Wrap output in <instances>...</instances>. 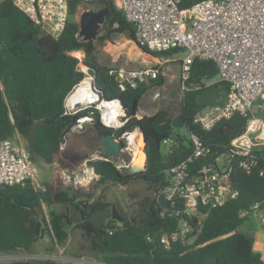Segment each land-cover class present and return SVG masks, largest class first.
<instances>
[{
  "label": "trees",
  "instance_id": "16d2710c",
  "mask_svg": "<svg viewBox=\"0 0 264 264\" xmlns=\"http://www.w3.org/2000/svg\"><path fill=\"white\" fill-rule=\"evenodd\" d=\"M199 0H187L181 4L185 8ZM107 6L109 13L100 27V40H110L112 34L124 35L136 42L135 26L127 20L123 12L111 0H69V17L60 35L56 38L42 31L11 0H0V141L19 135L33 162L42 160L46 164L57 162L65 165L62 145L65 136L83 117H90L95 132L88 139L100 144V137L111 129L99 121V111L93 105L74 112H66L64 101L73 87L86 77L77 70L79 58L73 51H82V64L94 76V86L102 100L119 99L128 118L118 135L132 131L135 127L145 132L150 128L170 137L173 145L166 153L157 148L154 139L145 133V169L128 173L117 169L109 160L93 159L87 162L94 168L99 184H128L139 179L153 189L155 196L139 202L137 217L127 216L119 211L124 221L108 220L103 225L105 233H98L88 221L89 214L111 204L102 196L86 194L85 199L77 191L60 182L43 184V189H35L30 183L25 185L0 186V254L18 251L32 252L36 247V224L42 215V206L49 208L52 236L48 227H40L49 237L63 244L69 228L80 229L89 238V249L95 256L109 264H264L261 254L253 249V236L237 231L248 216L264 208V145L253 148L255 165L250 169L238 168V159L230 153V142L242 133L246 116L235 111L229 117L218 119L211 128L205 129L197 115L206 106L200 95L210 87L229 90V84L218 80V69L212 60L196 59L191 65L189 77L180 84L182 95L180 109L176 115L160 110L151 117H132L131 105L137 103L147 89L162 85L161 74L155 79H147L136 88L121 91L107 66L98 62L94 41H82L78 36L79 23L76 19L80 7ZM144 53L152 56H171L178 49L169 51H149L139 46ZM85 73V75H84ZM94 104V103H93ZM184 127L188 134L194 133L204 145L210 147L206 158L195 160L191 168L202 164L216 163L217 159L230 161L231 187L237 191L222 206L206 210L199 207L194 214L183 211L181 203L164 208L156 201V194L165 186V170L185 160L192 152L189 138L180 136L177 130ZM79 136L80 134H75ZM54 204L65 205L66 212L50 209ZM258 204L256 209H251ZM78 214L73 217L70 206ZM179 210L178 215L175 211ZM248 211L249 213H245ZM161 212L164 214L161 216ZM41 222V223H42ZM179 223H186L188 231L184 237L178 236L168 245L160 241L163 233L171 234ZM42 235V234H41ZM52 250V248L48 249ZM0 264H61L53 260H15Z\"/></svg>",
  "mask_w": 264,
  "mask_h": 264
},
{
  "label": "built area",
  "instance_id": "2783aa9c",
  "mask_svg": "<svg viewBox=\"0 0 264 264\" xmlns=\"http://www.w3.org/2000/svg\"><path fill=\"white\" fill-rule=\"evenodd\" d=\"M111 1L123 12L126 19L134 24L136 36L134 43L138 48L143 46L149 51L160 52L178 49L183 53L180 58L155 57L145 53L151 55L154 65L110 70L109 73L113 75L117 87L121 91L136 88L147 79L157 78L162 74L163 67L174 61L177 62L179 79L183 83L189 77L191 65L196 59L212 60L218 69V80L228 83L229 90L225 106L212 109L213 113L204 126L210 127L216 120L229 117L235 111L245 115L244 129L231 140L230 153L238 159V168L247 170L254 166L256 162L252 150L256 146L264 145V119L255 115L253 111L254 102L264 95V0H199L185 8H181V4L187 0ZM11 2L42 31L54 38L63 31L69 17V0H11ZM104 101L116 102L121 110V113L115 116L100 103L96 106L100 123L115 132L119 139H124L125 142L120 149V152H123L124 148L130 146L127 140L130 132L125 131L118 135V130L124 126L128 118L119 99ZM202 120L199 113L196 121ZM90 121V117L79 119L77 128L82 123ZM189 139L192 143L191 154L164 171L167 185L156 194V201L160 203L159 196L162 194L167 203L166 208L181 203L183 211L194 214L199 207L208 211L222 206L228 199L235 198L237 191L230 184L233 169L230 161L217 159L216 163L190 167L195 160L206 158L210 153V147L204 145L194 133L189 134ZM161 142L168 144L171 138L167 137ZM98 158L109 160L107 157ZM115 166L120 169L121 165ZM261 174L264 175V168ZM39 182L35 163L19 135L1 140L0 186H23L30 183L35 189H43ZM257 207L258 204H255L251 209ZM178 213L179 210L175 211V215ZM160 214L162 216L164 213ZM45 223L50 234L54 236L48 217ZM187 231V224L179 223L171 234H161L160 241L168 245L178 236L183 238ZM54 243L56 252L18 251L0 254V261L20 256L21 260H53L61 264H109L83 254L67 256L55 238Z\"/></svg>",
  "mask_w": 264,
  "mask_h": 264
},
{
  "label": "rangeland",
  "instance_id": "374dc122",
  "mask_svg": "<svg viewBox=\"0 0 264 264\" xmlns=\"http://www.w3.org/2000/svg\"><path fill=\"white\" fill-rule=\"evenodd\" d=\"M88 8L95 9L96 7L87 6V9ZM85 9V7H83V9H78L77 15L75 16L76 19H78L79 14ZM102 34L103 31L99 30L97 39L96 41H94L98 50L97 59L99 63L107 66L115 65L116 67H119L118 69H133L146 65H154V60L151 55L142 52L140 48L136 46L134 41L128 39L124 35L114 33L111 35L110 40L98 39V37ZM71 54L80 59L78 64L81 66V69L83 52L73 51ZM182 56L183 53L179 50L174 55H171V58H180ZM176 64L177 62L175 61L167 63L163 67V72L161 74L164 78L163 84H156L150 87L146 90L142 98H140V102L138 101L137 103L136 118H138V116L139 118H141L142 116L151 117L160 110H165L170 115H176L179 112L183 88L180 84L179 72ZM86 73H88L89 75L86 74L84 80H90L91 74L89 73V71H87ZM209 85L210 83H206L207 89L200 95L201 102L206 105L204 108L205 110L201 113V116L203 117L201 123L203 125L207 124L210 113H213L210 112L211 109H214L215 107L222 108L227 102L228 92L226 90H220V87H210ZM97 104L98 103L92 102L87 104L86 107L93 105L96 108ZM142 108L144 109L142 110ZM75 110L67 111L74 112ZM258 116H262V114L260 113L258 114ZM134 130H137L139 132L138 127H135ZM77 133L80 135H75ZM177 133L180 136L189 138V134L184 127L179 128L177 130ZM139 134H141V132ZM94 135L95 132L90 122L82 123L79 128H77L76 125L69 131V133H67V135L65 136V142L61 147L62 157L65 159V165L63 167H61L57 162L46 164L42 160L36 159L34 163L37 170V177L40 181L39 183L43 186V184L60 182L62 185L71 187L75 191H77L78 196L82 200L85 199L86 194L89 193H93V196H102L103 201L114 205L118 211L123 212L127 216L137 217L139 211V202L145 198L152 199L155 196V192L153 191V189L149 188L145 182L136 179L130 181L125 185L111 183L99 184L97 182L98 177L93 174L88 178L87 182L81 183L77 181L79 180V178L76 177L75 181H70L69 176L64 174V171L66 169L76 171L83 164H88L86 160L100 159L98 157L104 156V148L100 144H94L88 140H92ZM21 141L24 143L22 139ZM144 145L145 142L142 139V146L141 148H139V152L140 154H142L143 152V162L145 161L146 154ZM172 145V139L168 144L161 142V151L163 153L168 152ZM131 154V147L128 146L124 148L123 152H120L119 154L113 155L108 158L118 167L121 165L120 170H122V167L126 166L132 161ZM50 209H53L57 212L67 211L65 205L59 204L50 206ZM48 214L49 208L43 205L42 215L40 216V218H42L43 216L44 219H46L47 217L49 219ZM77 214L78 211L74 208L72 216L76 217ZM41 225L43 228L46 227L45 222H42ZM240 228L243 229V227ZM41 234H39L37 238L36 247L33 251L39 253H47V251L56 252V243H54L52 237H49L45 231ZM57 244L59 245V247L64 248V253H66L67 256L83 254L96 257L95 254L89 249V238L78 228L71 226L68 230L66 241L63 244H60L58 242ZM50 248H52V250H48ZM15 260H21L20 256H16L12 260L2 261L8 262Z\"/></svg>",
  "mask_w": 264,
  "mask_h": 264
},
{
  "label": "water",
  "instance_id": "95a60500",
  "mask_svg": "<svg viewBox=\"0 0 264 264\" xmlns=\"http://www.w3.org/2000/svg\"><path fill=\"white\" fill-rule=\"evenodd\" d=\"M109 13V9L107 6H102L98 9L88 8L82 11L79 14L78 17V23H79V32L78 36L81 38L82 41H96L98 31L101 27V25L104 23L105 18L107 17ZM80 65H77V70L83 72V67L86 69V71H89L88 68L82 64V68L80 69ZM91 83L90 87L93 92V94L96 96V98H93V101L96 99L100 101L102 100L99 95V91L94 86V76L91 75ZM104 101V100H103ZM87 104H76V110L85 108ZM65 107V106H64ZM136 100H133L131 105V115L132 117H136ZM153 122L149 124V129L146 130V132L138 127L139 132H141V136L143 141L145 137V133L150 136L152 139H154L156 147L160 148L161 141L165 138H167L165 135H161L157 133L154 129L150 128L152 126ZM124 139H119V137L115 134V132L109 131L106 134L101 135L100 137V145L104 148V156L105 157H111L113 155H117L120 153V149L123 147ZM97 157V156H96ZM88 160H86L87 162ZM145 163H146V154H145V161L142 163L139 162H133L131 161L128 166L122 167L123 171L128 173H137L145 169ZM84 167L90 168L92 172H94V168L91 164H83L78 170H70L66 169L64 171V174L69 176L70 181H75L76 177H80L84 174L85 170ZM97 177H99L97 174H95ZM167 185V183L165 184ZM159 202L160 205L164 208L167 207V203L165 201L164 196L161 194L159 196ZM74 207L70 206V212L71 215H73ZM113 219L118 222L124 221V217L120 215L119 211L116 209L114 205H111L109 207L100 208L92 211L88 216V221L91 223V225L97 230L98 233H105L103 230V225L108 220ZM41 227V221H38L36 224V240L39 236Z\"/></svg>",
  "mask_w": 264,
  "mask_h": 264
},
{
  "label": "bare ground",
  "instance_id": "6f19581e",
  "mask_svg": "<svg viewBox=\"0 0 264 264\" xmlns=\"http://www.w3.org/2000/svg\"><path fill=\"white\" fill-rule=\"evenodd\" d=\"M90 83H91V79L90 80L83 79L77 85H75L73 89L71 90V92L65 98V101H64L65 108L68 111H73L76 109V104L78 103L84 105V104L95 102L98 104L100 103L101 106L102 105L105 106L106 110L108 111L111 110L115 116L119 115V113H121V110H119L117 104H115L116 102L107 103L102 100L100 101V99L97 101L95 99L93 101V98H96V96L93 94L91 90ZM143 109L144 108H142V110ZM139 133L140 132L133 129V131L130 132V135L128 136L127 140L129 141V145L132 150V154H131L132 161L142 163L143 162V152L142 154H140L139 152V148H141L142 146V137H141V134ZM84 170H85L84 174L78 177L79 178V180H77L78 182L85 183L87 182L88 178L94 174L90 168L84 167Z\"/></svg>",
  "mask_w": 264,
  "mask_h": 264
},
{
  "label": "crops",
  "instance_id": "0c3cea01",
  "mask_svg": "<svg viewBox=\"0 0 264 264\" xmlns=\"http://www.w3.org/2000/svg\"><path fill=\"white\" fill-rule=\"evenodd\" d=\"M228 92V91H227ZM205 108V107H204ZM205 109H203L200 112V116L201 113L204 111ZM212 110V109H211ZM210 110V112H211ZM253 111L254 114L258 116V114H262V116H259L261 118L264 119V95L263 97L257 99L254 102L253 105ZM258 113V114H257ZM211 114V113H210ZM211 116V115H210ZM202 117V116H201ZM139 118V116H138ZM203 118V117H202ZM210 118V117H209ZM217 121V120H216ZM215 121V122H216ZM214 122V123H215ZM213 123V124H214ZM202 124V123H201ZM213 124L210 127H205L203 124L202 126L205 129H209L213 126ZM240 227H243V229H241ZM237 231L239 232H243V233H250L253 236V249L257 252H259L261 254V257L264 261V208L254 211L252 212L247 220H245L243 222L242 225H240L237 228Z\"/></svg>",
  "mask_w": 264,
  "mask_h": 264
},
{
  "label": "clouds",
  "instance_id": "9594fccd",
  "mask_svg": "<svg viewBox=\"0 0 264 264\" xmlns=\"http://www.w3.org/2000/svg\"><path fill=\"white\" fill-rule=\"evenodd\" d=\"M66 109V108H65ZM84 118V117H83ZM103 157H105V156H103ZM108 158V157H107ZM78 178V177H77Z\"/></svg>",
  "mask_w": 264,
  "mask_h": 264
}]
</instances>
